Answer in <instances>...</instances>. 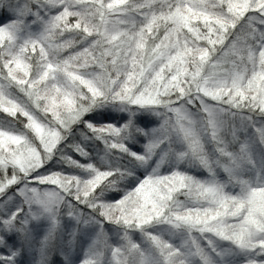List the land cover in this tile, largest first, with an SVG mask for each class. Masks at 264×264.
I'll return each mask as SVG.
<instances>
[{"label":"snow or ice","instance_id":"6c2138e0","mask_svg":"<svg viewBox=\"0 0 264 264\" xmlns=\"http://www.w3.org/2000/svg\"><path fill=\"white\" fill-rule=\"evenodd\" d=\"M0 113V264H264V0H0Z\"/></svg>","mask_w":264,"mask_h":264},{"label":"trees","instance_id":"16d2710c","mask_svg":"<svg viewBox=\"0 0 264 264\" xmlns=\"http://www.w3.org/2000/svg\"><path fill=\"white\" fill-rule=\"evenodd\" d=\"M65 54H66V53H65ZM5 119H6V118H5L4 114H3V113H0V121H3V120H5ZM17 127H19V126L17 125ZM133 239H135L137 242H139V241H140V236H139V234H138V233L134 234V235H133ZM173 242L179 243V240L176 239V240H174ZM30 258H31L30 255H29V256H25V257H24V260L27 261V260H29Z\"/></svg>","mask_w":264,"mask_h":264},{"label":"rangeland","instance_id":"374dc122","mask_svg":"<svg viewBox=\"0 0 264 264\" xmlns=\"http://www.w3.org/2000/svg\"><path fill=\"white\" fill-rule=\"evenodd\" d=\"M241 139H243V136H241ZM180 198H181L182 200L184 199V197H183V196H181Z\"/></svg>","mask_w":264,"mask_h":264}]
</instances>
